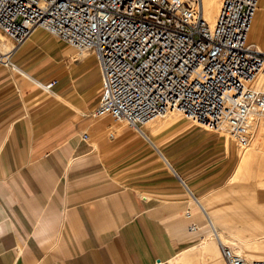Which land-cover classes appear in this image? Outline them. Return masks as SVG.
I'll list each match as a JSON object with an SVG mask.
<instances>
[{
  "label": "crops",
  "instance_id": "crops-1",
  "mask_svg": "<svg viewBox=\"0 0 264 264\" xmlns=\"http://www.w3.org/2000/svg\"><path fill=\"white\" fill-rule=\"evenodd\" d=\"M249 41L264 50V0ZM13 61L0 62V264L226 263L217 239L199 242V215L238 187L230 139L176 117L144 132L95 117L96 54L41 27Z\"/></svg>",
  "mask_w": 264,
  "mask_h": 264
},
{
  "label": "built area",
  "instance_id": "built-area-1",
  "mask_svg": "<svg viewBox=\"0 0 264 264\" xmlns=\"http://www.w3.org/2000/svg\"><path fill=\"white\" fill-rule=\"evenodd\" d=\"M259 5L221 0L211 22L203 0H0V31L12 42L0 62L13 66V54L41 27L96 54L102 86L95 117L141 130L178 111L208 129L226 126L246 147L264 115V50L248 39ZM220 249L226 264H264L221 240Z\"/></svg>",
  "mask_w": 264,
  "mask_h": 264
},
{
  "label": "rangeland",
  "instance_id": "rangeland-1",
  "mask_svg": "<svg viewBox=\"0 0 264 264\" xmlns=\"http://www.w3.org/2000/svg\"><path fill=\"white\" fill-rule=\"evenodd\" d=\"M217 9L214 13V16L211 18L208 17L210 21H214L218 13L220 0H217ZM212 19V20H211ZM4 34V33H2ZM56 37V36H54ZM0 38L9 46H12L11 40L4 36L0 35ZM58 38V37H57ZM61 54L59 49H56L55 55L59 56ZM174 115V116H172ZM176 117L180 123L193 124L196 127L202 128L206 131L216 132L222 134L223 138L228 140L231 139L229 132L224 129H208L202 125L192 122L187 117L184 116L181 112L175 111L173 113H168L163 117H158L150 124L154 123H170L172 118ZM120 124H125L124 122H119ZM234 149L237 152V166L233 175L230 178V182H234L238 187L231 190V194L226 192L221 196L214 198L212 206L218 213V215H227L230 222H234L235 225L243 224L241 219L238 218L239 215H264V115L257 120L254 125L253 137L251 143L246 147H241L235 142H231ZM246 155H249L250 158H247ZM203 201V200H201ZM200 224L204 225V229H209L207 226L206 219L204 214L199 215ZM241 222V223H240ZM243 225H241L242 227ZM203 229V228H202ZM246 238V242L250 244H264V234L250 237V232L240 231ZM210 234L215 240L216 238L212 234V231H202L200 235L199 242L202 243L203 237L207 234ZM244 237L240 242L244 240ZM247 237H250L247 239ZM228 240V239H227ZM230 245V241L225 242ZM232 244V243H231ZM219 253L224 261L219 244L217 243ZM232 248L233 246L230 245ZM234 249V248H233ZM240 248L238 247V250ZM254 259V258H253ZM193 262H189L192 264ZM226 264V263H224Z\"/></svg>",
  "mask_w": 264,
  "mask_h": 264
},
{
  "label": "bare ground",
  "instance_id": "bare-ground-1",
  "mask_svg": "<svg viewBox=\"0 0 264 264\" xmlns=\"http://www.w3.org/2000/svg\"><path fill=\"white\" fill-rule=\"evenodd\" d=\"M216 2H217V0H203L204 13H205V16L207 18L209 16L211 18L214 16V13L216 12V9H217V3ZM220 4H221V0H220ZM219 7H220V5H219ZM253 23H254V20H253ZM252 28H253V24H252L250 33L252 31ZM250 33H249V38H248L249 40H250ZM0 35L3 36L1 32H0ZM11 48H12V46H9L6 43V41H4L0 38V50L1 51L6 52V51L10 50ZM13 65H15V64H13ZM173 112H175V111H173ZM173 112L171 111L170 113H173ZM172 116H174V115H172ZM151 122H153V121H151ZM151 122L147 123L146 126L150 125ZM255 123H254V125H255ZM222 128L227 130L226 126H222ZM141 131L144 132L143 128H141ZM150 137H151V135H150ZM248 158H249V156H248ZM200 205L203 209V214H204V217H205L207 225H208L207 227L209 228L207 230L212 231V234L219 241V244H220V240L223 242H228V240H229L232 243V244L230 243V245L233 246L234 250L239 252L243 256H245L249 259L264 258V244H258V245L253 244L252 245V244L245 241L246 238L240 232V231L244 232L247 230V232L251 233L250 237H251V235L257 236V235L264 234V215H239L238 218H244L243 220L241 219V222L243 223V224H241V225H243L241 227L240 224L236 226L234 222L233 223L230 222L227 215H218V213L216 212L214 207L211 204H209L206 200H203V201L200 200ZM243 237H244V240L242 242H240ZM250 237H247V239ZM213 247H215V246H213ZM238 247L240 248L239 250H238Z\"/></svg>",
  "mask_w": 264,
  "mask_h": 264
}]
</instances>
